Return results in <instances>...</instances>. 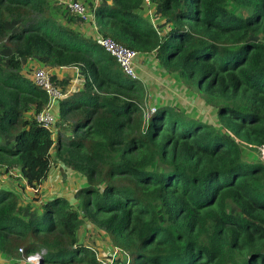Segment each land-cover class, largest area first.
Masks as SVG:
<instances>
[{"label":"trees","instance_id":"16d2710c","mask_svg":"<svg viewBox=\"0 0 264 264\" xmlns=\"http://www.w3.org/2000/svg\"><path fill=\"white\" fill-rule=\"evenodd\" d=\"M64 1L0 0V175L16 171L40 195L57 161L85 185L75 203H27L0 188V255L264 264V0H74L91 7L103 38L153 57L215 107L219 126L154 101ZM33 63L67 95L56 132L37 122L50 102L26 76ZM71 68L82 78L72 94L71 79L56 72ZM243 147L260 161L245 160ZM85 225L107 236L116 256L101 259L84 243Z\"/></svg>","mask_w":264,"mask_h":264},{"label":"rangeland","instance_id":"374dc122","mask_svg":"<svg viewBox=\"0 0 264 264\" xmlns=\"http://www.w3.org/2000/svg\"><path fill=\"white\" fill-rule=\"evenodd\" d=\"M86 5L88 8H91L88 4ZM150 8V13H148L147 17H150V20L155 26L160 27L159 25L162 24L163 21L153 18L152 14H154V9L152 7ZM34 65L35 64H28L25 67L26 76L29 78L31 77V79L33 76L29 73L31 71L30 67ZM63 71L65 72V76L71 79V86L69 87L71 88V94L76 89L81 88L82 78L79 77L80 70L71 68ZM154 89L159 93L156 97L162 98V104L165 106L174 107L186 116L203 121L206 124L219 126L217 109L213 106L207 105L197 93L190 91L188 88L183 86L181 82L177 81V84L171 82L169 86L163 85L162 83H156ZM150 107L153 106L150 105ZM55 108L56 111H58L57 106H54L52 108V112L57 114ZM54 131H57L56 128ZM243 155L245 160L260 161L259 153L251 148L243 147ZM53 169L54 170L51 173L50 179L42 186L40 195L36 194L35 191L25 188V183L20 179V175L16 171L13 174L14 176L11 173L8 174L7 172L6 174L4 173L0 175V188H6L17 192L22 200L27 203H32L33 199L35 200L36 198H40L43 202L60 196L67 197L72 203H75V192L82 185H85V179L73 174L71 170L57 161L54 162ZM80 238L86 244L94 243L93 247L99 251L101 259L106 257L108 254L109 256L112 254L115 255V249L113 248L110 239L103 235L102 232L95 229V227L85 225ZM112 249L114 250L112 251Z\"/></svg>","mask_w":264,"mask_h":264},{"label":"built area","instance_id":"2783aa9c","mask_svg":"<svg viewBox=\"0 0 264 264\" xmlns=\"http://www.w3.org/2000/svg\"><path fill=\"white\" fill-rule=\"evenodd\" d=\"M146 2L149 3L150 0H146ZM63 3L71 14L84 19L87 27L93 30L97 43L118 61L127 76L134 80H141L139 62L142 55L123 47L111 39L103 38L98 33L94 14L90 11L86 3L74 0L64 1ZM30 70L35 84L47 93L50 102L48 108L37 115V122L44 128L52 130L58 121L57 114L52 112V108L54 106L56 107L59 101L66 98L67 95L54 84L51 72L45 67L34 65L30 67ZM20 253H23V250H20ZM44 254L35 253L29 256H23V259L28 264H42Z\"/></svg>","mask_w":264,"mask_h":264},{"label":"crops","instance_id":"0c3cea01","mask_svg":"<svg viewBox=\"0 0 264 264\" xmlns=\"http://www.w3.org/2000/svg\"><path fill=\"white\" fill-rule=\"evenodd\" d=\"M85 33L89 36L94 35L93 30L87 26H86ZM33 64L39 65L37 63H33ZM139 65H140L141 81L146 85V88L149 92L150 97H152V99L156 102H162V98L156 97L157 94L159 93L157 92V90L154 89L155 84L162 83L163 85H168V86L170 85L171 82H174V84L175 83L177 84V80L175 76L170 75L169 73L165 72L158 65V63L153 59V57L148 56V55H142V57L140 58ZM63 70H66V69L56 70V72L59 74V77L61 78L66 77L64 74L65 72ZM55 111H56V108H55ZM113 250L114 249H112V251ZM0 264H28V263L24 261L23 256L17 258V257H8L5 255H0Z\"/></svg>","mask_w":264,"mask_h":264},{"label":"water","instance_id":"95a60500","mask_svg":"<svg viewBox=\"0 0 264 264\" xmlns=\"http://www.w3.org/2000/svg\"><path fill=\"white\" fill-rule=\"evenodd\" d=\"M42 264H44V262H42Z\"/></svg>","mask_w":264,"mask_h":264},{"label":"clouds","instance_id":"9594fccd","mask_svg":"<svg viewBox=\"0 0 264 264\" xmlns=\"http://www.w3.org/2000/svg\"><path fill=\"white\" fill-rule=\"evenodd\" d=\"M42 262H44V261H42Z\"/></svg>","mask_w":264,"mask_h":264}]
</instances>
